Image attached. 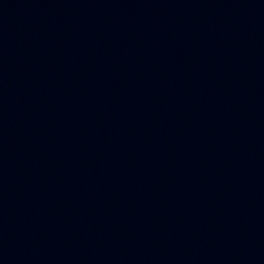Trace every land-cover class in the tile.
<instances>
[{
	"label": "water",
	"instance_id": "95a60500",
	"mask_svg": "<svg viewBox=\"0 0 264 264\" xmlns=\"http://www.w3.org/2000/svg\"><path fill=\"white\" fill-rule=\"evenodd\" d=\"M0 264H264V0H0Z\"/></svg>",
	"mask_w": 264,
	"mask_h": 264
}]
</instances>
